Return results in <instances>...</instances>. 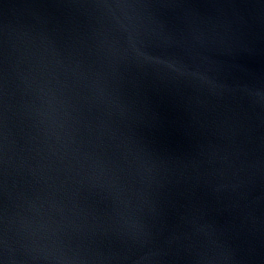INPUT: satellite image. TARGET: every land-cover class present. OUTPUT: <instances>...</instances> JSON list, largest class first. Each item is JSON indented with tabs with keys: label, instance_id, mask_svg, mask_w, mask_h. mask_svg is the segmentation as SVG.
I'll list each match as a JSON object with an SVG mask.
<instances>
[{
	"label": "water",
	"instance_id": "obj_1",
	"mask_svg": "<svg viewBox=\"0 0 264 264\" xmlns=\"http://www.w3.org/2000/svg\"><path fill=\"white\" fill-rule=\"evenodd\" d=\"M0 264H264V0H0Z\"/></svg>",
	"mask_w": 264,
	"mask_h": 264
}]
</instances>
